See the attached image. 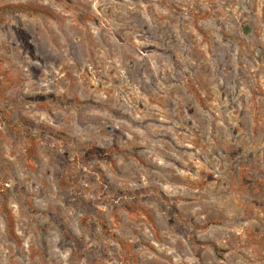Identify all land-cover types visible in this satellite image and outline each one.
Masks as SVG:
<instances>
[{"label":"rangeland","instance_id":"rangeland-1","mask_svg":"<svg viewBox=\"0 0 264 264\" xmlns=\"http://www.w3.org/2000/svg\"><path fill=\"white\" fill-rule=\"evenodd\" d=\"M0 264H264V0H0Z\"/></svg>","mask_w":264,"mask_h":264}]
</instances>
